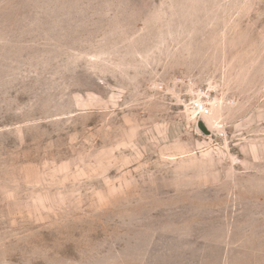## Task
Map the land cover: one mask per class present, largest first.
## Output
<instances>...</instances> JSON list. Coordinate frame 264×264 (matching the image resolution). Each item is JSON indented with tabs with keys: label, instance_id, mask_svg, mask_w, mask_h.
<instances>
[{
	"label": "rangeland",
	"instance_id": "obj_1",
	"mask_svg": "<svg viewBox=\"0 0 264 264\" xmlns=\"http://www.w3.org/2000/svg\"><path fill=\"white\" fill-rule=\"evenodd\" d=\"M0 264H264V0H0Z\"/></svg>",
	"mask_w": 264,
	"mask_h": 264
},
{
	"label": "built area",
	"instance_id": "obj_2",
	"mask_svg": "<svg viewBox=\"0 0 264 264\" xmlns=\"http://www.w3.org/2000/svg\"><path fill=\"white\" fill-rule=\"evenodd\" d=\"M197 106L199 107V108H201L203 111L205 110L206 111V109H203V108H205L204 106H203V104H201V103H197ZM204 111V112H205Z\"/></svg>",
	"mask_w": 264,
	"mask_h": 264
},
{
	"label": "water",
	"instance_id": "obj_3",
	"mask_svg": "<svg viewBox=\"0 0 264 264\" xmlns=\"http://www.w3.org/2000/svg\"><path fill=\"white\" fill-rule=\"evenodd\" d=\"M201 123V127H202V129H204V127H205V124H204V122H200Z\"/></svg>",
	"mask_w": 264,
	"mask_h": 264
}]
</instances>
